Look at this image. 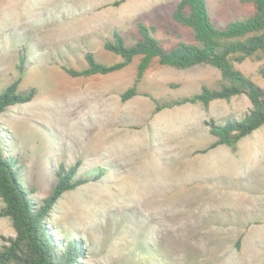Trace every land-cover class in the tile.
I'll use <instances>...</instances> for the list:
<instances>
[{
	"label": "rangeland",
	"instance_id": "1",
	"mask_svg": "<svg viewBox=\"0 0 264 264\" xmlns=\"http://www.w3.org/2000/svg\"><path fill=\"white\" fill-rule=\"evenodd\" d=\"M0 0V94L21 78L28 104L0 114V148L19 169L20 183L40 204L55 173L78 164L77 176L102 177L64 194L48 224L60 237L80 242L81 264H264V126L237 150L215 142L205 123L240 120L250 109L244 95L208 109L185 105L153 114L157 103L217 89L210 67L178 71L153 62L137 86L139 58L122 71L70 78L91 53L103 65L120 58L104 44L119 33L125 46L141 40L137 26L155 28L164 50L197 45L189 29L172 21L179 0ZM220 29L252 16L240 0H207ZM24 56L22 72L19 61ZM262 61L235 68L264 90ZM3 204L0 200V209ZM0 218V245L13 238Z\"/></svg>",
	"mask_w": 264,
	"mask_h": 264
},
{
	"label": "trees",
	"instance_id": "2",
	"mask_svg": "<svg viewBox=\"0 0 264 264\" xmlns=\"http://www.w3.org/2000/svg\"><path fill=\"white\" fill-rule=\"evenodd\" d=\"M126 1L119 0L112 7L117 8ZM240 2L252 7V16L220 29L210 18L207 0H179L172 13V21L191 30L197 45L179 43L164 50L161 42L155 38L154 27L138 25L141 40L133 45L125 46L121 35L115 32L113 42L103 46L106 52L119 57L120 62L103 65L91 53H86V67L83 70L63 68V71L73 79L107 76L122 71L135 58H139L134 84L120 96L121 102L125 103L138 96L137 86L153 62L178 71L205 66L216 69L220 73L217 89L203 87L193 97L163 104L157 103L147 94L143 96L153 103V114L185 105H200L208 109L214 102H228L232 98L246 96L251 109L240 120L227 119L223 125L214 121L205 123L215 142L201 153L205 154L220 146L235 152L242 139L264 126V90L235 68V64L255 57L262 61L259 74L264 79V0ZM23 63L24 56L19 61L20 73ZM20 82L21 78H18L0 94V114L10 107L28 104L33 100L34 90L22 94L18 92ZM77 170L78 164L68 168L61 166L55 173L56 181L50 194L40 204H36L31 191L28 192L18 179L19 169L0 148V200L3 204L0 218L7 219L14 231V237L5 239L0 245V264H81L84 249L80 242L60 237L48 224L52 209L64 194L102 177V173L88 178L78 177Z\"/></svg>",
	"mask_w": 264,
	"mask_h": 264
}]
</instances>
